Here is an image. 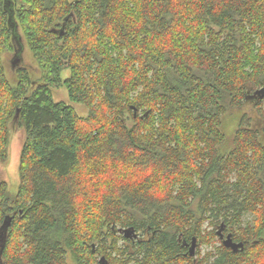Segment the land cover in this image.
I'll list each match as a JSON object with an SVG mask.
<instances>
[{
	"label": "trees",
	"instance_id": "16d2710c",
	"mask_svg": "<svg viewBox=\"0 0 264 264\" xmlns=\"http://www.w3.org/2000/svg\"><path fill=\"white\" fill-rule=\"evenodd\" d=\"M15 27L32 91L26 68L17 86L5 73ZM65 69L87 116L53 100ZM13 120L1 264H264V0H0L3 164Z\"/></svg>",
	"mask_w": 264,
	"mask_h": 264
},
{
	"label": "rangeland",
	"instance_id": "374dc122",
	"mask_svg": "<svg viewBox=\"0 0 264 264\" xmlns=\"http://www.w3.org/2000/svg\"><path fill=\"white\" fill-rule=\"evenodd\" d=\"M11 21L14 24L13 19ZM14 30L15 31L13 36H14V42L16 48H15V52L12 53L10 56L5 55L3 57V63H4L3 65L5 67V73L9 82L13 86H17L19 83V77L17 75L18 68L19 67L26 68L29 71L33 81L29 88V90L32 91L36 86L43 83L42 70L35 56L29 49V46L23 40L19 28L15 27ZM69 76H70V71L68 69L62 71L61 79L63 81V84L52 87L53 100L56 103L64 102L66 104L72 105L75 107V109L81 116H87L88 110L86 107L78 103H73L69 99L68 91L64 84V81ZM239 116H240V112L235 110L231 115L226 116L224 119V126H225V130L227 131L226 144L229 143V141H231V136H232L231 133H234V131L237 128V121L239 119ZM10 128H11V136L8 147V152H9L8 160L5 164L0 163V177L2 176L1 179L8 183L9 193L11 196L14 197L18 193V189H19V169H18L19 152L24 139V132L15 120H13L10 123ZM217 230L219 231L220 229ZM210 249H211L210 247L204 246L202 247V253H205V251Z\"/></svg>",
	"mask_w": 264,
	"mask_h": 264
},
{
	"label": "water",
	"instance_id": "95a60500",
	"mask_svg": "<svg viewBox=\"0 0 264 264\" xmlns=\"http://www.w3.org/2000/svg\"><path fill=\"white\" fill-rule=\"evenodd\" d=\"M224 231V228L222 227L219 231H218V234L221 238V240L223 241V244L232 249L233 251H238L239 249H243L244 248V243L242 242H235L233 240V236L231 233H229L227 236L224 235L223 233ZM124 233L126 235V237H132V236H136V233L131 230V229H126L124 230ZM196 250H197V244H196V241L194 240L192 245H191V248H190V254L192 256H194L196 254Z\"/></svg>",
	"mask_w": 264,
	"mask_h": 264
},
{
	"label": "bare ground",
	"instance_id": "6f19581e",
	"mask_svg": "<svg viewBox=\"0 0 264 264\" xmlns=\"http://www.w3.org/2000/svg\"><path fill=\"white\" fill-rule=\"evenodd\" d=\"M133 237H134V236H133ZM135 237H137V234H136V236H135ZM190 248H191V247H190ZM189 253H190V251H189ZM190 255H191V254H190ZM195 255H196V254H195ZM195 255H194V256H195ZM191 256H192V255H191Z\"/></svg>",
	"mask_w": 264,
	"mask_h": 264
},
{
	"label": "flooded vegetation",
	"instance_id": "af4514ba",
	"mask_svg": "<svg viewBox=\"0 0 264 264\" xmlns=\"http://www.w3.org/2000/svg\"><path fill=\"white\" fill-rule=\"evenodd\" d=\"M188 250L190 251V247H188ZM196 252H197V250H196ZM193 257V256H192Z\"/></svg>",
	"mask_w": 264,
	"mask_h": 264
}]
</instances>
